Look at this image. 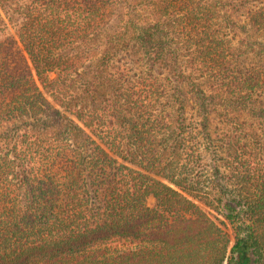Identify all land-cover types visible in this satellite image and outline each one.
<instances>
[{"label": "trees", "instance_id": "1", "mask_svg": "<svg viewBox=\"0 0 264 264\" xmlns=\"http://www.w3.org/2000/svg\"><path fill=\"white\" fill-rule=\"evenodd\" d=\"M243 8L264 34V0H0V264H264Z\"/></svg>", "mask_w": 264, "mask_h": 264}, {"label": "rangeland", "instance_id": "2", "mask_svg": "<svg viewBox=\"0 0 264 264\" xmlns=\"http://www.w3.org/2000/svg\"><path fill=\"white\" fill-rule=\"evenodd\" d=\"M241 13V12H240ZM239 12H235L233 18H234V23L233 25H235L233 27V30L231 32V35H234L235 37V43L237 45V49H240V42L242 41V43H247V44H243L242 47H245L246 49H250L251 47V41L253 42L254 40H259L261 42H264V34L257 32L252 26H250V24L248 23V13H247V8H243L242 9V14H240ZM230 35V36H231ZM239 45V46H238ZM254 46V45H253ZM255 48L257 49L258 46L256 45ZM258 51V49H257ZM256 50L254 51L253 49H250V51H248L245 55V57L243 56V58H245V61H243L244 59L242 57H240L239 60H235V66H244V65H248L250 64L252 68H256V69H264V54H259V52H257ZM123 57L128 58L129 57V53L125 54L122 53L121 54ZM126 55V56H125ZM183 91L185 95H187V97H189V93L186 91V89H184ZM259 99H261V103L264 105V94L261 95L259 97ZM193 106V101L190 99L188 102V112L190 115L192 113H194V110L192 109ZM222 109L227 110L230 114H235V112L230 108V107H222ZM249 123H255L256 124V128L259 131V124H258V120L255 119H249ZM253 121V122H252ZM211 130H212V134L214 136V140L216 143L223 145V143H227V141L232 138L233 136L237 135V131L233 128H231V125L225 121L224 117L222 115H213L212 117V122H211ZM225 149L222 151H220L217 155H215L214 157L218 159V161H220L219 159H222L223 157H225ZM209 159V160H208ZM207 161H210V157L207 158ZM149 204L153 205L154 204V198H150L149 199ZM222 217V216H221ZM225 222H227V220L223 217L222 218ZM229 231L230 233L233 235V231L231 229V227L228 225Z\"/></svg>", "mask_w": 264, "mask_h": 264}]
</instances>
